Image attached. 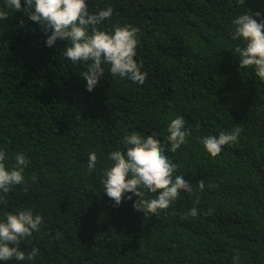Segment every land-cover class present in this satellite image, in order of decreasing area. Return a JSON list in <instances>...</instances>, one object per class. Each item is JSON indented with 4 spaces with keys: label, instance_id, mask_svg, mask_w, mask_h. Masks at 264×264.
<instances>
[{
    "label": "trees",
    "instance_id": "1",
    "mask_svg": "<svg viewBox=\"0 0 264 264\" xmlns=\"http://www.w3.org/2000/svg\"><path fill=\"white\" fill-rule=\"evenodd\" d=\"M87 3L90 13L113 9L101 30L138 29L135 59L147 78L140 85L113 77L105 64L89 92L87 64L62 58L66 41L48 47L51 33L24 12L0 20V150L9 168L18 153L29 158L25 184L7 194L0 219L17 209L43 217L41 230L20 245L26 253L39 248L38 256L0 264H264V81L240 68L235 48L244 44L232 38L239 15L264 18V0ZM178 116L191 135L172 153L167 128ZM236 127L238 142L216 157L201 143ZM133 132L156 135L194 186L158 217L137 211L132 193L116 206L104 192L108 157Z\"/></svg>",
    "mask_w": 264,
    "mask_h": 264
},
{
    "label": "clouds",
    "instance_id": "2",
    "mask_svg": "<svg viewBox=\"0 0 264 264\" xmlns=\"http://www.w3.org/2000/svg\"><path fill=\"white\" fill-rule=\"evenodd\" d=\"M240 5L245 0H238ZM24 12L28 19L38 23L45 33L50 32L46 45L52 47L56 41H66L68 46L62 51V58L73 65L86 63L87 71L83 78L86 89L91 92L99 84L105 74L103 65H109L113 77L126 78L143 85L147 73L142 71L143 65L136 61L138 29L130 26H114L111 31L101 30L105 20L111 19L113 9L108 7L97 13H90L87 0H4L0 7V20H6L10 13ZM261 17V13H255ZM235 31L232 38L242 40L244 46H236L240 68H253L255 74L264 81V18L258 22L251 14H241L233 20ZM70 42V46H69ZM166 144H170L172 153L187 143L191 131L186 128L182 116L172 119L167 128ZM241 129L221 132L218 136H206L201 139L206 151L213 157L219 155L223 146L238 142ZM124 149L114 150L109 155L111 166L104 170V192L119 206L125 199V193L139 197L133 207L146 216L151 213L158 217L159 212L166 210L181 192L191 194L194 186L186 181L183 174H177L178 165L165 155L166 146L156 135L146 137L133 132L122 139ZM6 152L0 150V205L8 203L6 196L18 185L25 184L24 171L29 158L18 153L15 163L9 168L6 165ZM98 156L91 153L88 161L89 170L97 164ZM201 191L205 181L200 180ZM212 187V185H209ZM144 189L156 194L154 198L145 199ZM27 188H25V191ZM199 201H197L198 203ZM211 214V210L209 213ZM192 217L198 215V209L192 208L188 213ZM43 217L34 214L31 209H17L0 219V261H32L39 254V248L33 247L30 252L21 250L22 242L27 243L35 232L41 230ZM239 261V256L234 257Z\"/></svg>",
    "mask_w": 264,
    "mask_h": 264
}]
</instances>
